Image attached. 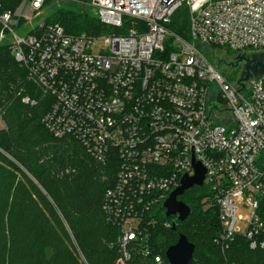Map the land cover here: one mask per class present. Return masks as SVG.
I'll list each match as a JSON object with an SVG mask.
<instances>
[{
	"label": "built area",
	"instance_id": "obj_1",
	"mask_svg": "<svg viewBox=\"0 0 264 264\" xmlns=\"http://www.w3.org/2000/svg\"><path fill=\"white\" fill-rule=\"evenodd\" d=\"M48 1L23 0L15 10L0 1V46L10 45L30 82L53 97L44 124L56 139H78L102 163L117 159L106 208L135 214L124 221L117 264L131 258L139 216L193 177L194 162L219 210L222 253L236 237L264 250V77L229 84L201 50L264 51V0H62L96 8L107 29L91 36L44 23L27 36L14 31ZM180 12L186 38L170 29ZM245 198L252 214L242 234Z\"/></svg>",
	"mask_w": 264,
	"mask_h": 264
},
{
	"label": "trees",
	"instance_id": "obj_2",
	"mask_svg": "<svg viewBox=\"0 0 264 264\" xmlns=\"http://www.w3.org/2000/svg\"><path fill=\"white\" fill-rule=\"evenodd\" d=\"M0 1L9 10L23 2ZM48 23L71 34L107 29L80 9L57 8ZM170 29L187 37L186 12L174 17ZM25 98L35 103L25 104ZM52 98L30 82L10 45L0 46V264H117L124 221L135 217L125 209L117 217L106 208L117 184V159L102 163L78 139H56L44 124ZM211 197L207 187H195L179 198L192 211L184 223L166 217L168 198L140 215L125 264H169L166 252L180 235L195 245L194 264H264V250H251L243 237L222 253L219 210Z\"/></svg>",
	"mask_w": 264,
	"mask_h": 264
},
{
	"label": "rangeland",
	"instance_id": "obj_3",
	"mask_svg": "<svg viewBox=\"0 0 264 264\" xmlns=\"http://www.w3.org/2000/svg\"><path fill=\"white\" fill-rule=\"evenodd\" d=\"M57 8L80 9L83 12L88 13L90 16L93 17L97 16L96 8H92V7L84 8L80 4H72L60 0L52 4L51 7L49 6L46 9H44L40 16L32 17L31 22L27 21L26 25L13 27L14 31L20 36H27L35 26L48 23L49 19L52 17L54 11ZM123 32H124L123 29L118 31L119 34H122ZM116 33L117 31L115 29H109V28L108 31L105 32V34H116ZM6 43H9V40H7ZM201 50L207 61L214 65L217 74L220 75L222 78H224L229 84H235L241 77L243 78L242 72L236 70V66L240 64L239 62L240 58L242 57L250 58L255 53L259 55L264 53V51L261 49H248L243 52H235L232 50H226L224 48L210 47V48H202ZM249 86L250 84L247 85V87ZM204 187L210 189L208 185H205ZM246 201L247 199L245 198V201H243V203H239L240 208H239L238 216L239 218H242V220L239 219L238 227L241 229L242 234L246 233L248 229V221L252 214L251 209L245 206L244 202Z\"/></svg>",
	"mask_w": 264,
	"mask_h": 264
},
{
	"label": "water",
	"instance_id": "obj_4",
	"mask_svg": "<svg viewBox=\"0 0 264 264\" xmlns=\"http://www.w3.org/2000/svg\"><path fill=\"white\" fill-rule=\"evenodd\" d=\"M176 0H163L162 3L168 6L170 3ZM255 56H262L263 54L255 53L250 58L242 57L239 59V62H245L246 71L253 70L256 71L259 67L261 70H264V64L256 63ZM247 78L242 79V77L237 81V85L243 87V82H247ZM195 175L193 177H189L185 175L181 180V185L178 189L173 191L168 199L164 203V209L166 211V217H177V221L184 223L188 218L191 217L192 211L189 206H187L184 202L180 201L179 198L183 197L186 192L192 190L195 187L203 188L204 181L206 176V170L204 167L199 164H193ZM175 229V228H174ZM195 252V245L192 244L187 236L180 235L179 241L176 245L170 247L166 252V259L169 264H194L193 256Z\"/></svg>",
	"mask_w": 264,
	"mask_h": 264
},
{
	"label": "flooded vegetation",
	"instance_id": "obj_5",
	"mask_svg": "<svg viewBox=\"0 0 264 264\" xmlns=\"http://www.w3.org/2000/svg\"><path fill=\"white\" fill-rule=\"evenodd\" d=\"M255 59H256V63L264 64V58H262V56H260V57L255 56ZM236 70L242 72V76H243L242 79L247 78V80H248L247 82L253 81L256 78L264 76V70H261L260 67L256 71H253V70L246 71L245 62L238 64L236 66Z\"/></svg>",
	"mask_w": 264,
	"mask_h": 264
}]
</instances>
